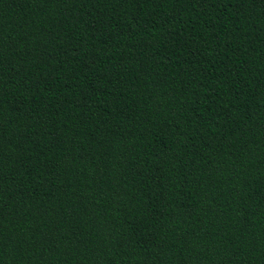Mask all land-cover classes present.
<instances>
[{
    "label": "trees",
    "instance_id": "obj_1",
    "mask_svg": "<svg viewBox=\"0 0 264 264\" xmlns=\"http://www.w3.org/2000/svg\"><path fill=\"white\" fill-rule=\"evenodd\" d=\"M0 264H264V0H0Z\"/></svg>",
    "mask_w": 264,
    "mask_h": 264
}]
</instances>
